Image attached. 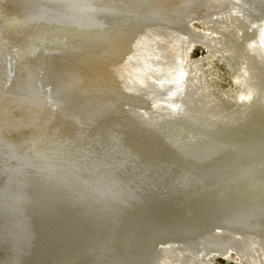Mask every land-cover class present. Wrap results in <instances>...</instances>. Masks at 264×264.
Listing matches in <instances>:
<instances>
[{"label":"bare ground","instance_id":"6f19581e","mask_svg":"<svg viewBox=\"0 0 264 264\" xmlns=\"http://www.w3.org/2000/svg\"><path fill=\"white\" fill-rule=\"evenodd\" d=\"M95 2L0 0V264H264V0ZM223 16L260 42L208 45L243 67L227 100L183 56Z\"/></svg>","mask_w":264,"mask_h":264},{"label":"rangeland","instance_id":"374dc122","mask_svg":"<svg viewBox=\"0 0 264 264\" xmlns=\"http://www.w3.org/2000/svg\"><path fill=\"white\" fill-rule=\"evenodd\" d=\"M89 1L90 0H87V2ZM95 1V3H100L103 7H117L123 3V0ZM30 6L32 11H38L41 9L39 2L33 3ZM223 20H225L226 24L220 25L217 31L212 30L213 25L209 22L195 19L192 20L190 23V30L192 34L200 37L201 41L188 46L186 51L183 53V56L185 57V64L190 67V89L196 90L197 92L210 90L209 92L215 94L217 97L227 100L237 89L235 79L238 76H242L243 67L239 66L237 69L230 68L222 54L218 51H212V53L209 52L208 45L213 39L218 37V33L224 30L226 25L229 30L235 32L233 33V39L238 37L240 43L242 44V48L245 49V51H249L251 49V44L259 45L260 42L253 37H249V39L244 38L245 33H242L241 35L239 30L236 28L235 23L228 21L225 16H223ZM261 47L262 48L258 49L261 50L262 56L264 57V47ZM111 133L113 134L114 131L111 130ZM74 135L75 131L70 130L68 133L62 134L59 138H57V141L61 143L71 140L73 146L83 152L90 151L95 148V146L99 145L98 142H95L92 139H73ZM114 160H116L114 155L105 156L100 159L97 163H95V175L106 180L114 179L118 169L108 166L114 162ZM202 260L209 264H244L233 253L226 254L224 257L215 254H208Z\"/></svg>","mask_w":264,"mask_h":264}]
</instances>
